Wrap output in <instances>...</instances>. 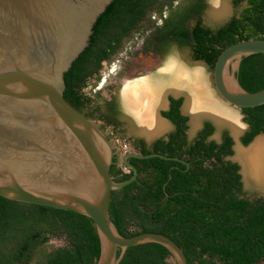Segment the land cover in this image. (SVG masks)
Masks as SVG:
<instances>
[{"label": "trees", "instance_id": "obj_1", "mask_svg": "<svg viewBox=\"0 0 264 264\" xmlns=\"http://www.w3.org/2000/svg\"><path fill=\"white\" fill-rule=\"evenodd\" d=\"M233 2L243 6L239 13L212 29L202 17L208 0H113L98 18L90 44L65 73V98L81 112L100 113L101 120L117 127L119 93L110 99L102 97L106 110L101 111V99L86 92L104 62L144 28L145 53L165 57L189 46L195 60L214 70L227 46L264 38V0ZM238 77L247 90L264 88V53L244 57ZM169 101L170 107L161 114L174 129L151 144L143 138L131 144L142 154L176 156L189 166L161 157L131 158L137 179L111 195L110 214L116 228L124 236L164 233L184 249L189 264H252L264 259V196L246 195L240 165L230 158L233 138L225 130L222 142L212 139L215 127L205 121L190 139V118L181 110L184 98L170 95ZM241 109L249 127L242 141L249 144L264 133V104ZM111 174L123 181L133 171L124 172L116 155ZM55 238L65 243L50 247ZM100 254L101 241L92 218L0 195V264H95ZM170 258L165 246L152 242L128 247L118 264H175Z\"/></svg>", "mask_w": 264, "mask_h": 264}, {"label": "water", "instance_id": "obj_2", "mask_svg": "<svg viewBox=\"0 0 264 264\" xmlns=\"http://www.w3.org/2000/svg\"><path fill=\"white\" fill-rule=\"evenodd\" d=\"M112 2L0 0V195L92 218L101 241L95 264H118L128 247L152 242L165 246L175 264H189L184 249L170 236L153 231L124 236L110 214L112 192L138 177L131 158L189 163L158 152L129 150L120 160L133 175L116 181L111 167L117 145L64 96L65 73L90 44L98 18ZM257 53H264V38L227 46L215 63V87L236 107L264 104V88L247 90L238 77L242 59ZM181 110L186 114L184 102ZM234 140L236 153L240 140L237 135ZM240 173L243 176L242 165ZM252 264H264V259Z\"/></svg>", "mask_w": 264, "mask_h": 264}, {"label": "rangeland", "instance_id": "obj_3", "mask_svg": "<svg viewBox=\"0 0 264 264\" xmlns=\"http://www.w3.org/2000/svg\"><path fill=\"white\" fill-rule=\"evenodd\" d=\"M242 7H236L233 0H208L207 8L202 15L203 21L206 26L216 29L234 14L239 13ZM144 39V28L127 38L112 59L104 62L100 74L92 78L86 88L89 96L101 99V111L106 110L102 97L110 99L113 93H119L121 109L117 116L119 121L117 127L101 120L100 113L94 115L96 123L117 145L120 164V156L125 151V145H128L129 150H135L131 144L132 140L143 138L146 141H152L167 135L174 129V125L162 119L161 114V111L167 108L168 97L172 94L184 98L185 113L192 121V124L189 123L188 130L191 139L197 135L205 121L213 123L215 131L211 137L217 141L221 140L225 130L233 136L237 135L240 145L244 148L251 146L258 138H264V133H262L251 144L242 142L241 137L248 129L242 109L228 103L220 96L214 84L213 69L206 62L195 60L191 47L176 48L164 57L154 53H145L143 51ZM197 71L200 72V76ZM198 78L199 85L208 94L203 95L201 91L198 92L199 88L195 83ZM139 85L148 86L154 91L157 97L154 102V111L160 119L166 122L167 127L164 130L150 133L151 130L146 129L141 120L144 110L133 108L128 101L127 89ZM98 92L101 94L100 97L97 96ZM197 95L200 97V102L196 104L194 101ZM158 100L161 102H157ZM233 118L236 121L232 120ZM231 157L234 161L241 163L242 171L244 169L242 179L246 195L264 196V184L248 175L244 166L245 161L243 162V159L238 156V152H234ZM64 243L62 238H55L50 243V247H58Z\"/></svg>", "mask_w": 264, "mask_h": 264}, {"label": "bare ground", "instance_id": "obj_4", "mask_svg": "<svg viewBox=\"0 0 264 264\" xmlns=\"http://www.w3.org/2000/svg\"><path fill=\"white\" fill-rule=\"evenodd\" d=\"M198 76H200V72H198ZM195 83L198 85L197 87L199 90H197L199 93L201 91L203 95L208 94L207 91L199 85V78ZM126 97L133 108L144 110L141 115V120L146 129L151 130L150 133L160 132L167 127L166 122L160 119L154 111V102L157 97L151 88H148V86L145 85L130 87L127 89ZM199 98L200 97L197 95L196 100L194 101L196 104L200 102ZM157 102L160 103L161 100H158ZM232 120L236 121L234 118ZM236 150L238 156L243 159V162L245 161L244 166L248 175H250L255 181L264 184V138H258L247 148L239 145L236 147Z\"/></svg>", "mask_w": 264, "mask_h": 264}, {"label": "flooded vegetation", "instance_id": "obj_5", "mask_svg": "<svg viewBox=\"0 0 264 264\" xmlns=\"http://www.w3.org/2000/svg\"><path fill=\"white\" fill-rule=\"evenodd\" d=\"M173 96V95H172ZM175 97H180V96H175ZM170 107V101H169V97H168V108ZM168 108H166V109H163V110H167ZM162 110V111H163ZM84 114H86L88 117H90V118H92L95 122H96V118L94 117V114H92V115H89L88 114V112L87 111H82ZM172 123V122H171ZM173 124V123H172ZM174 125V124H173ZM248 125V124H247ZM101 127V126H100ZM102 128V127H101ZM249 128V127H248ZM103 129V128H102ZM248 130V129H247ZM229 134H230V136L233 138V140H234V136L229 132ZM244 135V134H243ZM242 135V136H243ZM223 137V136H222ZM221 137V140H220V142H222V138ZM195 138V137H194ZM156 140V139H155ZM241 140H242V137H241ZM217 141V140H216ZM148 144H151L152 142H154V140L152 141V142H148V141H146ZM218 142V141H217ZM219 142V143H220ZM243 142V141H242ZM234 143H235V140H234ZM233 150H234V144H233ZM117 155V154H116ZM243 181V180H242Z\"/></svg>", "mask_w": 264, "mask_h": 264}, {"label": "built area", "instance_id": "obj_6", "mask_svg": "<svg viewBox=\"0 0 264 264\" xmlns=\"http://www.w3.org/2000/svg\"><path fill=\"white\" fill-rule=\"evenodd\" d=\"M126 151H129L128 145H125V151L124 152H126ZM122 168H123V171L126 173H130L132 171L131 168L125 164H122Z\"/></svg>", "mask_w": 264, "mask_h": 264}, {"label": "crops", "instance_id": "obj_7", "mask_svg": "<svg viewBox=\"0 0 264 264\" xmlns=\"http://www.w3.org/2000/svg\"><path fill=\"white\" fill-rule=\"evenodd\" d=\"M198 86V85H197Z\"/></svg>", "mask_w": 264, "mask_h": 264}]
</instances>
